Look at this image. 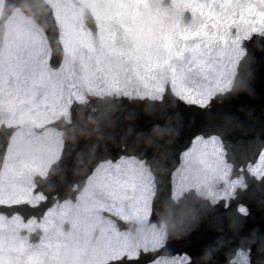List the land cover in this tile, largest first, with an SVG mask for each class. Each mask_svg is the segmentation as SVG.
Masks as SVG:
<instances>
[{
  "label": "snow or ice",
  "instance_id": "1",
  "mask_svg": "<svg viewBox=\"0 0 264 264\" xmlns=\"http://www.w3.org/2000/svg\"><path fill=\"white\" fill-rule=\"evenodd\" d=\"M10 2L0 0V6ZM25 6L28 13L5 20L0 42V125L15 127L0 158V264H130L140 257V244L121 231L117 218L143 225L151 215L155 185L146 158L110 154L88 169L74 200L48 206L50 197L37 190L34 177L47 176L63 148L51 122L70 118L73 104L86 103L88 94L163 99L170 90L206 107L214 93L227 87L224 71L213 75V67L230 66L234 73L245 52L243 40L253 34L264 37V0L182 5L204 17L195 27L165 26L157 0H47L64 52L58 67L51 65V47L32 16L43 6L31 0ZM17 30L24 33L20 40L14 39ZM225 56L227 63L220 59ZM200 80L206 88L189 86ZM194 141L183 153L185 159L194 154L203 158L211 146L216 162L211 171L225 182L222 191L209 190L214 200L235 197L238 185L247 188L243 176L229 178L218 136H196ZM248 171L264 181V151ZM186 179L181 176L182 182ZM183 187L177 185L178 198ZM26 207L34 211L22 214ZM237 207L247 217L249 208ZM140 239L146 251L149 243L155 250L165 241L166 229L152 225L151 240L146 235ZM235 255L240 264H250L243 248ZM148 264H187V258L157 255Z\"/></svg>",
  "mask_w": 264,
  "mask_h": 264
},
{
  "label": "water",
  "instance_id": "2",
  "mask_svg": "<svg viewBox=\"0 0 264 264\" xmlns=\"http://www.w3.org/2000/svg\"><path fill=\"white\" fill-rule=\"evenodd\" d=\"M31 2L43 6L35 9L32 16L50 34L52 59L57 65L61 51L50 9L43 0ZM12 4L28 13L25 0H11L3 6L0 42L2 22L14 8ZM262 44L261 36L254 35L248 41L247 53L239 62L231 90L216 94L206 107L184 103L170 90L161 101L90 96L86 104H73L71 124L51 123L63 129L64 147L60 159L51 165L38 188L48 195L74 198L89 174L88 169H94L102 159L111 158L110 154L146 158L156 184L152 212L160 214L168 224L167 243L173 249L169 252L185 250L192 258L189 264H229L237 248L249 247L251 264H264V181L256 180L245 169L248 162H255L264 146ZM13 130V127L0 128V158ZM197 134L220 136L227 163L233 164L231 177L239 176L238 168L243 167L247 188L237 192L226 211L217 207L211 212L206 201L194 198L193 190L184 195L185 200H179L180 204H172V173L180 163L181 152ZM74 183L77 187L72 190ZM238 202L249 208L247 217L236 211ZM174 208L180 210L174 212ZM153 255H141L140 260L130 264H145Z\"/></svg>",
  "mask_w": 264,
  "mask_h": 264
},
{
  "label": "rangeland",
  "instance_id": "3",
  "mask_svg": "<svg viewBox=\"0 0 264 264\" xmlns=\"http://www.w3.org/2000/svg\"><path fill=\"white\" fill-rule=\"evenodd\" d=\"M181 1H184V3L182 5H185V4L191 5V3H204V2H209V3L215 2L218 4V3L224 2V0H181ZM67 2H69V0H67ZM179 2H180V0H173V3L179 4ZM231 2L232 3H237V2L239 3L238 0H231ZM242 3H244V4H248V3L260 4L261 0H245ZM0 8H1V6H0ZM182 9H184V8L182 7ZM189 9H190V7H189ZM17 13H18V11L14 12L12 14V17H15L17 15ZM237 14H239V13L237 12ZM157 15L159 16L158 13H157ZM159 18L162 22H164L165 26H169L171 24L183 26L182 21L179 19H176V20L174 19L171 22H169V21H164L162 19V17H160V16H159ZM202 19H204V17H201L200 14L197 13L195 16H193V21H192V24L190 26H193V27L198 26V24L200 23V21ZM23 35H24V33L21 30H17L14 39L20 40V39H22ZM45 43H46V41H45ZM220 59L225 61V63H227L228 57L225 56V57H221ZM63 61H64V59H63ZM211 71H212L213 75H217L220 71H224L225 74L223 76V82L225 84H227V87L223 91L229 89V87L232 83L233 75H234V73L231 72L230 66L228 69H223L222 67L214 66ZM229 80H231L230 84H228ZM188 83H189V86L193 87L194 89H201V88L207 87L206 83L203 82L202 80L196 81V82H188ZM213 83H214V81H213ZM223 91H218L216 93L223 92ZM52 131H53V134L60 133L59 131H57L55 129H52ZM208 138H205V139H208ZM194 142L195 141L193 140V142L189 148H192ZM219 143H220V141H219ZM220 146H221V143H220ZM263 151H264V149H263ZM215 164H216V162H215V158H214L213 153H212L211 146H209V148L206 150V153H205L203 158L199 157L197 154H194V156L191 159L186 160L184 155L182 154L181 163H180L176 173L174 174V179H173V184H172V193H171L172 198L174 200H176L178 198L175 195L177 185H180L181 183H183L184 187H183V190L181 191L179 197L181 196V194L183 192L192 188L196 191V193L202 194L203 196H206V197L213 199V197L208 194L209 190L215 189L217 191H222L224 186H225V182L223 180L219 179L218 173L214 174L211 171L212 167H214ZM229 171H230V169H229ZM205 174H207L209 176V179L207 181L204 180ZM251 174H253V173H251ZM253 175H255V174H253ZM181 176L187 177V179L182 182ZM255 176L259 177L257 175H255ZM194 177L197 178L196 184H199V187H196L193 184V178ZM235 179H237V178H234L232 180H235ZM238 187H241V186L238 185L237 188ZM228 198L229 197L218 196L215 200L213 199V201H217L219 199H224L226 201ZM151 202H152V198H151ZM146 224L147 223L141 225L137 221V226H136V229H134V231H132V230H128V231L121 230V231L128 232L130 239L133 242L139 243L140 248H142L144 250H145V247H144V244L141 241L140 237L146 235V236H148L149 241H150L151 240V233H152V225L146 227ZM155 226L157 229H163L162 225L161 226L155 225ZM148 249H152L151 243H149ZM164 258H176L177 260H180V259H186L187 257L185 255H181V256L164 257Z\"/></svg>",
  "mask_w": 264,
  "mask_h": 264
},
{
  "label": "flooded vegetation",
  "instance_id": "4",
  "mask_svg": "<svg viewBox=\"0 0 264 264\" xmlns=\"http://www.w3.org/2000/svg\"><path fill=\"white\" fill-rule=\"evenodd\" d=\"M157 3L159 4V9L164 12L163 15H161V17L162 18H165L166 20H168V19L170 20L172 18V11H171V9H169L168 7L163 6L162 0H157ZM175 17H178V16H175ZM53 198H54V200L51 201L49 199V201L47 202L48 206H55L57 203H62L63 200H64V199L60 200L57 197L56 194H54ZM66 199H72V198L69 197V198H66ZM32 211H34V210L31 209L30 207H26V209L23 211L22 214L27 215V214H29ZM35 211L38 212V209H36ZM45 211H46V208H45ZM33 235H35V234H33Z\"/></svg>",
  "mask_w": 264,
  "mask_h": 264
}]
</instances>
